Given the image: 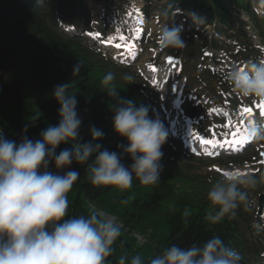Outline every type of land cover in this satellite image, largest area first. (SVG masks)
I'll return each instance as SVG.
<instances>
[{
    "label": "clouds",
    "instance_id": "9594fccd",
    "mask_svg": "<svg viewBox=\"0 0 264 264\" xmlns=\"http://www.w3.org/2000/svg\"><path fill=\"white\" fill-rule=\"evenodd\" d=\"M180 12L178 0H167L159 15L172 21ZM188 18L197 28L208 23L207 17L195 11L188 13ZM182 31V25L164 24L158 34L161 47L186 48ZM79 70L77 64L73 75ZM115 79L116 74L108 72L100 81L113 98L117 95ZM122 79L134 81L127 73ZM225 79L241 98L264 102V58L234 65L225 73ZM69 89L67 83L57 84L53 89L52 95L59 104V123L46 127L39 139L24 137L17 143L0 134V264H110L108 258L115 252L121 226L95 212L66 219L68 193L80 174L75 170L59 174V170L68 169L73 163L86 164L93 186H111L121 192L132 188L134 178L143 186L158 183L162 171L161 149L168 131L159 118L149 115V107L137 106L131 100L117 103L112 128L126 141L118 145L122 148L118 154L102 149L98 143L78 142L82 121L75 95ZM240 133L245 143L264 142V115H248L240 125ZM103 135L100 129H90L93 142ZM61 144L72 147L57 154ZM124 155L132 161L130 167L122 163ZM50 163L56 172L48 170ZM262 187L264 171L224 170L207 192L210 210L206 219L215 224L224 218H235L241 207L251 205L250 194ZM117 264H241V256L219 236H212L203 244L190 247L173 244L147 261L140 253L131 256L122 253Z\"/></svg>",
    "mask_w": 264,
    "mask_h": 264
},
{
    "label": "trees",
    "instance_id": "16d2710c",
    "mask_svg": "<svg viewBox=\"0 0 264 264\" xmlns=\"http://www.w3.org/2000/svg\"><path fill=\"white\" fill-rule=\"evenodd\" d=\"M90 1L106 5L113 0H45L42 7L24 0H0V134L4 138L17 143L24 137L35 141L46 127L57 125L59 104L52 93L57 84L67 83L77 100V113L82 121L78 142L98 143L102 149L122 152L118 145L126 144L123 138L114 132L107 135L103 132V137L93 142L90 129L105 128L114 114V107L105 103L107 92L100 83L103 75L114 72L118 77L127 72L118 71L100 54L76 38L61 36L55 28V18L78 26L86 17L85 6ZM252 2L182 0L180 7L207 17V26L214 27L216 33L227 39H234L241 33L234 30L240 10L257 25ZM181 35L187 45L186 57L198 58L200 50L207 45L215 49L224 47L214 39L193 42L188 39V32ZM77 64L79 73L73 75ZM71 147L61 144L56 153ZM122 163L130 167L132 161L124 155ZM48 170L57 171L51 163ZM69 170L80 175L68 193L66 219L96 211L112 216L123 228L147 236V244L136 247L133 239L122 235L130 248L135 247L136 253H148V258L173 244L190 247L219 236L240 254L241 264H260L264 243L261 233L253 227L257 219L251 205L241 207L232 219L224 218L215 224L206 219L210 210L207 192L218 177L208 181L184 172L178 180L170 182L168 179L177 175L168 173L153 186H143L134 178L132 188L121 192L111 186H93L86 164L73 163L68 169L59 170V174ZM114 248L113 256L108 258L110 264H117L119 254L125 253L118 241Z\"/></svg>",
    "mask_w": 264,
    "mask_h": 264
},
{
    "label": "rangeland",
    "instance_id": "374dc122",
    "mask_svg": "<svg viewBox=\"0 0 264 264\" xmlns=\"http://www.w3.org/2000/svg\"><path fill=\"white\" fill-rule=\"evenodd\" d=\"M152 2L155 5L154 11L150 14V15H152V17H151V19L146 18L144 20V27L143 28L146 31V37H145V43L141 46L142 53H140V55H139L140 57L138 58L137 62L133 66H131V69L133 71H137L138 73H139V71H142L140 66L143 65L144 60H146V58H150V57L155 58V59L157 58V63L159 66H161V62H162L163 57H166L169 55L172 56L170 53L164 51V48L161 47L159 40H158L159 30L164 24H166V23H163L161 20H159L160 19L159 12H160L161 8H163V4L167 3V0H152ZM261 2L263 3L264 0H261ZM128 9L129 10H127V11H129L130 13H127V15H125V18H124L127 22L126 23L117 22V21H114L112 19L111 25L108 26L105 39H107L108 41H111V42L131 41V39L134 37L133 36L134 32L137 29L136 22L138 21L139 16L138 15L136 16V14L134 13V12L138 11L137 9L131 10L130 7ZM132 11H134V12H132ZM257 11L263 17L261 20V27H262L261 31H262V35L264 36V5H262L261 7H258ZM139 15H142V14L139 13ZM167 23H169V26L177 25L178 23L183 26V21L178 19V18H173L172 21H171V18H169V20H167ZM262 47H263V52H262L261 58H263V55H264V45ZM182 54H183V51H182ZM261 58H258V59H261ZM258 59H256V60H258ZM150 64H152V63L150 62ZM207 65L208 64L205 62V66H207ZM212 67H215L216 70L220 69V67H217V66H212ZM222 68H223L222 70H225L226 68L230 69L231 66L229 64H226V66H223ZM122 69L123 68L120 67V69L118 68L117 70H122ZM144 80H145V82L148 83L147 79H144ZM129 83H131V84H129ZM114 85L116 88L117 95L115 98L109 96L108 94L105 95V103L107 106H112L115 109L118 102L126 101V100L133 101L134 104L137 106H139V105L148 106L147 101L143 98V94L144 95L148 94L147 89L140 87L139 85L135 84L133 81L132 82H125L122 79V76H118V77L116 76V79L114 80ZM150 90H152L153 95H155V97L157 96L156 97V108H154V110L157 113L160 112L159 109H160V106H162V105L165 106L166 109H168V110H166L167 112L173 110V108L170 104L171 99H172V95H170V89L163 90L162 95L156 92V90H159L157 88H152V89L150 88ZM187 99L188 98L186 96H184V98H183L184 103L183 104H185V102H189ZM209 103L210 102L208 101V99L206 97H203L202 102H200V101L196 102V106L199 109V113L197 114V116L195 117V120L193 121V124L197 125V127H196L197 135L199 137L204 136L203 137L204 139H209V138L212 139L215 136L218 137L219 139H221V138L223 139L224 134H225L223 127L225 125H230L231 123H235L236 119L238 117H240V115H241L242 108L252 107L259 102L255 101L251 98H241L240 96L237 95V100H236V105L234 107V110H231V108H232V107H230L231 104H229L223 100L222 103H219V106H221V107H216V108H222V106H224V107L228 106L229 107V109H227L226 107L223 108L224 113H226L228 115V117L226 119H224L222 122L218 121V119H215L212 115H210ZM189 105L193 106L192 103L188 104V106ZM180 107H181L180 108V111H181V109H183V105H181ZM168 114L170 115L169 112H168ZM177 114L178 113H176V111H174L171 113L170 116L172 117V116L177 115ZM149 115H150V113H149ZM166 127H167V123H166ZM100 130H102L103 132H106V133L112 132L113 131L112 118L108 122L106 127L103 129H100ZM165 144H168L171 147L173 146V148L176 150V152L180 155V159H183L184 161L189 159L190 155L188 154V152H186L180 148L178 139L168 137ZM161 150L163 152V157L160 161V163L162 165V172L164 174L171 173V174L177 175V177H170L168 179L170 182H172L174 179L178 180L182 174L181 167L175 166L173 164V161L170 159L169 155L167 154V152L164 148H162ZM261 151L264 152V142L255 143V145H253L249 150L246 151L247 152L246 156L244 155V156H240V157H238V156L234 157V155H224L223 157L218 158L217 159L218 161H215V162H209L207 159H205L203 157L202 158H195L194 160L188 161L190 163L187 164V167H189V169L187 171L190 174H195V175L200 176V177L203 176L208 181H211L212 180L211 178L217 176V174H215V171L223 173L224 170L232 169V168H240V169L250 170V171L255 172V173H259V172L264 171V170H259V168H258L259 167L258 162H259V160L260 161L262 160V158L259 157L260 156L259 153ZM259 194H264V187L258 189L254 193L250 194L252 201H253L254 209H256V207H257V201L256 200H257V196ZM163 208H164V206H163ZM105 217H107L109 219H113V218L108 217V216H103V218H105ZM259 218H260V220H262L263 225H264V213H262V215ZM124 232H127L130 237L134 238L138 244L145 243L144 240L142 239V237H140L139 234H136V232H133L132 230H129V231L124 230ZM127 254L129 256H131V255H134L135 253L128 252ZM140 254L144 258L149 256L148 253H140Z\"/></svg>",
    "mask_w": 264,
    "mask_h": 264
},
{
    "label": "snow or ice",
    "instance_id": "6c2138e0",
    "mask_svg": "<svg viewBox=\"0 0 264 264\" xmlns=\"http://www.w3.org/2000/svg\"><path fill=\"white\" fill-rule=\"evenodd\" d=\"M127 47H128V49H129V51H130L131 48H132L131 45H128ZM172 62H173V61L170 59V60H169V63L171 64ZM259 107H260V113H261L262 115H264V103H261ZM243 113H246V114H248V115H251V114H252L251 109H249V108H244V109H243ZM200 143H201L202 145H210V144H212V141L207 140V139H201V140H200ZM244 143H245V142H244V140H243V138H242V135H241L240 131L237 130V132L233 134V139H232V141H231V144H233V145H242V144H244ZM237 150H238V149H237Z\"/></svg>",
    "mask_w": 264,
    "mask_h": 264
},
{
    "label": "bare ground",
    "instance_id": "6f19581e",
    "mask_svg": "<svg viewBox=\"0 0 264 264\" xmlns=\"http://www.w3.org/2000/svg\"><path fill=\"white\" fill-rule=\"evenodd\" d=\"M135 54H136V51L134 52H131V54H128V55H125L127 58H132V57H135ZM164 68V67H163ZM148 71V70H147ZM149 72V71H148ZM167 71H165L164 69H157V71L150 75L152 78L156 77V78H160V79H163L165 77V74ZM229 147V146H226V148ZM202 149L207 152V153H214L215 152V148L213 149V147H202ZM218 151V150H217Z\"/></svg>",
    "mask_w": 264,
    "mask_h": 264
},
{
    "label": "water",
    "instance_id": "95a60500",
    "mask_svg": "<svg viewBox=\"0 0 264 264\" xmlns=\"http://www.w3.org/2000/svg\"><path fill=\"white\" fill-rule=\"evenodd\" d=\"M261 203H262V198L259 199V209H260Z\"/></svg>",
    "mask_w": 264,
    "mask_h": 264
}]
</instances>
